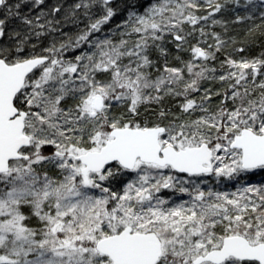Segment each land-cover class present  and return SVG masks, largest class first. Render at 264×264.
<instances>
[{"label":"snow or ice","instance_id":"obj_1","mask_svg":"<svg viewBox=\"0 0 264 264\" xmlns=\"http://www.w3.org/2000/svg\"><path fill=\"white\" fill-rule=\"evenodd\" d=\"M259 173L264 0H0V264H264Z\"/></svg>","mask_w":264,"mask_h":264},{"label":"rangeland","instance_id":"obj_2","mask_svg":"<svg viewBox=\"0 0 264 264\" xmlns=\"http://www.w3.org/2000/svg\"><path fill=\"white\" fill-rule=\"evenodd\" d=\"M127 15L126 12H121L117 17H115L107 26H105L104 31L102 33H98L97 35L100 34H104L107 33V35L109 34L110 30H115L116 26L118 24L121 23V20ZM81 27H83V25H81ZM51 39V38H49ZM204 179H206L208 181V184L211 185L212 187L218 188L221 191H234L236 185L235 181H229L226 179H221L220 184L216 183V180L214 177L212 176H208L205 177ZM246 182H252V183H261L264 182V173H259L256 176H252V177H248L246 179ZM205 187H207L208 185H204ZM165 195H171L169 190H165ZM173 198L176 199H187L188 197L186 196V194H180V193H176L175 196Z\"/></svg>","mask_w":264,"mask_h":264},{"label":"trees","instance_id":"obj_3","mask_svg":"<svg viewBox=\"0 0 264 264\" xmlns=\"http://www.w3.org/2000/svg\"><path fill=\"white\" fill-rule=\"evenodd\" d=\"M107 35V33H104V34H100L98 36H100L101 38H103V36ZM47 43V41H45ZM257 43H259V41H257Z\"/></svg>","mask_w":264,"mask_h":264}]
</instances>
